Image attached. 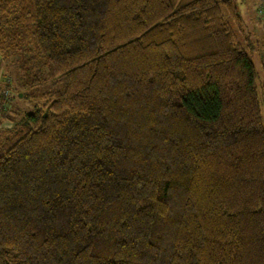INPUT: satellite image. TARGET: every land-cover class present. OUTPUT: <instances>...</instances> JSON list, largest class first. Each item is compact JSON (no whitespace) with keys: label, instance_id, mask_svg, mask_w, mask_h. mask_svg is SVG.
<instances>
[{"label":"trees","instance_id":"1","mask_svg":"<svg viewBox=\"0 0 264 264\" xmlns=\"http://www.w3.org/2000/svg\"><path fill=\"white\" fill-rule=\"evenodd\" d=\"M223 5L0 0L43 86L0 131V264H264V86Z\"/></svg>","mask_w":264,"mask_h":264},{"label":"rangeland","instance_id":"2","mask_svg":"<svg viewBox=\"0 0 264 264\" xmlns=\"http://www.w3.org/2000/svg\"><path fill=\"white\" fill-rule=\"evenodd\" d=\"M237 11L238 20L229 18L225 5L221 7L223 18L233 22L236 31L235 41L247 52L253 63L257 78V91L261 92L264 85V0H232ZM10 20L8 15L0 11V24ZM238 22V23H237ZM15 50L14 47L0 54V92H3L4 107L11 119L0 117V131L11 129L19 116L26 111H31L39 101L42 85L30 86V76L25 68L23 48ZM23 66V67H22ZM28 84V85H26ZM262 86V87H261ZM24 94L29 97L23 98ZM261 114L264 121V109Z\"/></svg>","mask_w":264,"mask_h":264},{"label":"crops","instance_id":"3","mask_svg":"<svg viewBox=\"0 0 264 264\" xmlns=\"http://www.w3.org/2000/svg\"><path fill=\"white\" fill-rule=\"evenodd\" d=\"M264 86V85H263Z\"/></svg>","mask_w":264,"mask_h":264}]
</instances>
